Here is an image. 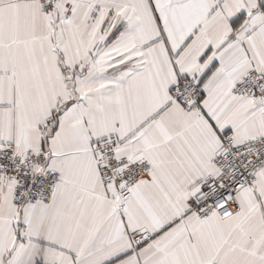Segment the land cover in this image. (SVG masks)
I'll list each match as a JSON object with an SVG mask.
<instances>
[{
  "label": "snow or ice",
  "instance_id": "1",
  "mask_svg": "<svg viewBox=\"0 0 264 264\" xmlns=\"http://www.w3.org/2000/svg\"><path fill=\"white\" fill-rule=\"evenodd\" d=\"M0 264H264V0H0Z\"/></svg>",
  "mask_w": 264,
  "mask_h": 264
}]
</instances>
